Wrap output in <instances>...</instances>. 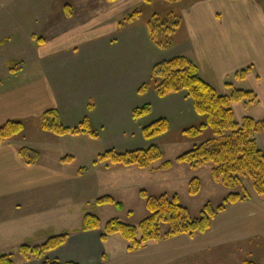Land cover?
<instances>
[{"label":"crops","instance_id":"0c3cea01","mask_svg":"<svg viewBox=\"0 0 264 264\" xmlns=\"http://www.w3.org/2000/svg\"><path fill=\"white\" fill-rule=\"evenodd\" d=\"M120 1L112 2L110 7H102L103 13L87 16L89 21H85L77 32L55 31L51 40L45 37L38 40L32 34L33 49L20 61L18 70H11L15 58L0 54V126L10 120H20L24 125L20 135L0 143V253L9 245L10 239H27L35 233L49 236L44 230L27 231L21 220V210L28 202H31L28 206L30 211H35V203L37 208L40 206L45 183L42 174L37 176L34 172L38 163L29 165L19 153L21 147H30L17 141L26 135V121L33 119L39 123L46 110L55 108L60 112L62 123L68 127L77 126L88 117L95 130L107 124H116L114 131L117 132L118 122L133 117L135 107L160 99L154 89L145 92L139 89L148 82L153 66L170 56L156 55L155 51H160V48L151 41L146 24L142 29L133 26L121 28L120 21L114 17L122 9L115 6ZM213 1L187 3L186 24L193 52V57H188L197 63L202 77L222 95H229L233 88H238L227 83L231 75L238 78L236 74L240 70L251 68L243 79L250 82V87L242 86L240 89L253 90L259 98L258 102L249 106L237 102L233 108L237 120L242 121L245 116L263 120L264 11L261 0H242L244 17H254L242 23L233 17L229 19L231 22L221 20L219 16L222 10L213 9ZM27 7L19 3L12 5L11 9L22 11ZM209 7L211 12L208 11ZM64 8L65 18L74 20V11L71 9L68 12L69 5ZM231 15H234L233 12ZM83 17L81 21L86 19L85 15ZM130 22L134 23L133 20ZM6 32L2 36L4 39L12 34L11 31ZM116 35H120V42ZM36 39L38 41L34 46ZM166 97L170 99L165 102L166 105L173 104L177 111L182 112L185 122L192 117L202 119L184 92ZM161 116L168 120L171 118L167 114ZM38 126L43 129L42 124ZM101 164L104 165L99 162L93 166L94 170L74 176L60 174L57 181L75 179L86 187L89 183L87 177L98 179L100 170L117 167H101ZM249 193L250 199L229 205L216 215L213 225L205 234L193 237L178 235L149 243L133 252H129L126 246L123 252L107 257L105 264H194L205 253H214L216 260L220 254L218 251L226 245L246 241L252 236H264V227L256 225L259 215L264 213V202L254 189ZM82 213L84 216L85 209H82ZM7 232L8 238L5 239L3 235ZM102 232V229H77L70 233L67 242L50 251L47 257L59 258L62 262L101 264L112 236L103 242ZM16 264L41 263L37 259L26 262L21 259Z\"/></svg>","mask_w":264,"mask_h":264},{"label":"rangeland","instance_id":"374dc122","mask_svg":"<svg viewBox=\"0 0 264 264\" xmlns=\"http://www.w3.org/2000/svg\"><path fill=\"white\" fill-rule=\"evenodd\" d=\"M19 3L26 4L28 7L22 11L11 9L12 5ZM187 3L192 4L193 2L192 0L177 2L175 0H151L144 3L143 0L141 2L139 0H122L115 5L122 9L114 17L119 22L134 10H139L132 19L134 23L130 24V20L125 21L121 26L123 29L130 26L142 29L144 24H147V20L149 18L153 19V17L160 22H166L167 26H171L170 23L174 21H179L180 25L171 34V45L166 48L159 47L160 51H155V53L156 55L161 53L170 57L178 54L193 57L189 42L191 36H188L186 24L187 12L185 8L189 5ZM65 5H69L74 11V20L65 18ZM111 5L112 2L107 0H0V54L6 58H15L17 62H20L26 54H29L27 52L33 49L31 45L33 41L32 34H35L37 38L45 37L51 40L55 31L77 32L81 30L79 28L85 21H89L87 16H92L96 12L103 13L102 7L107 8ZM261 6L264 11V0H261ZM243 7L242 0H225L222 2L215 0L212 4L213 9L222 10V15L219 16L221 20L228 21L233 17L238 19L240 23L254 18L253 16L244 17ZM208 11L211 12L210 7ZM232 12L234 15H231ZM83 15L86 16V19L81 21ZM230 20L229 22H231ZM6 31H11L12 34L9 38L4 39L2 36L7 33ZM116 36L120 42V35ZM37 41L36 39L33 43L34 46H36ZM243 79L240 76L235 78L231 75L227 83L238 88L242 86L250 87V82ZM159 98L158 101L146 103L152 105V112L149 116L147 115L138 120H134L132 117L123 119L117 124V132L114 131L116 124H107L102 129L96 130L98 138L84 133L58 135L52 131L39 129L38 124H43L41 122H34L33 119L26 121V135L17 139V141L19 140L30 146L31 148H29L36 152L35 158L38 165L34 172L37 173V176L42 174L43 182H45L39 200L40 206L37 208V203H35V206H33L35 211H30L28 206L31 205V202H28L21 210L23 214L21 220L24 227L27 228L26 230L29 232L33 229H37L38 232L44 230L49 236L59 235L64 231L80 230L81 219H83L82 209H85V213H94L99 216L103 226L111 219H120V221L138 225L149 215L150 211L146 206L147 198L142 196L141 190H145L147 195L152 197L164 193L168 195L177 194L182 205L191 212L193 217L201 216L204 205L208 202L214 207L222 204L231 190L212 180L211 164L193 168L190 164L182 163L181 165L177 163L169 171L154 169L144 171L136 165H117V167L108 171L100 170L98 179H92V176L87 177L86 181H89V183L86 187L83 185L84 183H78L75 179L57 181V176L60 174L74 176L81 173V169L94 170V162L99 153L112 148L122 152L147 148L151 144H155L164 152L163 161L175 160L180 155L214 136V131L211 128L205 129L196 137L188 135L184 132L185 129L199 126L206 118L201 117L202 119L195 120L192 117V119L185 122L182 112L177 111L173 104L166 105L170 99H165L167 97L164 99ZM162 114L171 117L169 120L171 130L153 140H147L142 134V129L144 126L162 118ZM115 133H117V136H115ZM256 139L257 144H259L258 147L264 152V133L258 134ZM160 163L157 162L154 167L159 166ZM104 165L101 164L100 166L104 167ZM193 178L201 180L203 190L199 194L191 196L189 182ZM243 185L244 189L253 190L248 179L244 180ZM104 195L114 196L117 202L122 203L123 208H118L114 204H97L96 200ZM256 225L264 227V213L259 215ZM7 234L8 232L3 235L5 239L8 238ZM49 236L45 237L42 234L35 233L27 239L25 237L18 238V240L10 239L9 245L3 248L1 253H14L15 260L18 262L22 259L18 254V248L21 245L25 243L39 245L47 241ZM127 245L128 243L118 234H113L106 245L102 261L105 263L107 257L123 252ZM218 252L220 254L216 256V260L213 256L214 253H205L201 259L198 257L199 259L194 264H244L245 261L264 264V236H252L251 239L246 241L226 245ZM46 255L48 256V253ZM56 259L62 262L61 259Z\"/></svg>","mask_w":264,"mask_h":264},{"label":"trees","instance_id":"16d2710c","mask_svg":"<svg viewBox=\"0 0 264 264\" xmlns=\"http://www.w3.org/2000/svg\"><path fill=\"white\" fill-rule=\"evenodd\" d=\"M117 2L118 0H107ZM151 0H143L144 3ZM184 1V0H175ZM195 1V0H192ZM71 8L68 9L70 12ZM139 12L134 10L126 18L120 21L122 26L125 21H131ZM151 41L161 48L171 45V34L175 31L179 21H174L171 26L166 22H160L155 17L149 18L146 22ZM42 38H38L40 40ZM21 62H14L11 70H18L17 66ZM251 68L240 70L237 76L245 78ZM154 89L157 95L164 98L174 93L184 92L193 102L195 112L206 118L197 127H189L184 130L190 136H198L205 129L211 128L214 136L203 143L195 146L194 149L180 155L175 160H164V152L155 144L147 148H137L118 152L109 149L98 155L94 165L99 162L105 167L111 165H136L141 169H154L169 171L174 165L185 163L193 168L203 167L211 164L212 180L231 190L224 198V202L214 207L210 202L206 203L203 213L199 217H193L191 212L182 205L177 194L167 193L159 196H148L145 190L141 194L146 199V206L149 215L138 225L123 222L120 219H111L103 226L101 219L94 213H85L81 222L80 230L92 231L102 229L101 239L107 241L108 237L118 234L129 245V252L144 248L149 243L178 236H196L205 234L213 225L212 221L216 215L222 213L227 206L250 199V191L244 189V180L248 179L255 193L264 202V152L258 147L256 136L264 133V119L255 120L245 116L242 121L237 120L233 104L243 102L246 106L258 102V97L253 90L233 88L229 95H222L208 83L201 75L197 63L186 55L178 54L165 60L157 62L150 73L148 82L144 83L139 91L145 92ZM152 105L146 104L135 108L132 111L133 119L138 120L151 114ZM60 112L57 109H48L41 118L42 128L52 131L55 134L63 135L67 133L88 134L98 138V133L92 126L88 117H85L77 126L68 127L62 123ZM9 122V123H8ZM0 126V143L9 141L24 130V125L20 120H10ZM171 130L170 121L167 118H159L155 122L144 126L142 134L147 140L167 133ZM21 157L30 165L36 163V152L28 147L19 149ZM33 156V157H31ZM157 162L160 165L154 167ZM87 169H81L84 173ZM189 193L197 195L203 190L199 178H193L189 182ZM242 188V189H240ZM97 204H114L118 208H123L122 203L117 202L114 196L104 195L96 200ZM167 226V227H166ZM69 231H64L59 235H51L47 241L39 245L25 243L18 248V254L23 260L29 261L37 259L41 264H79L77 262H60L58 259H50L47 253L57 249L70 236ZM104 259V257H103ZM14 253H0V264H16ZM101 264H105L103 261ZM244 264H257L253 261H245Z\"/></svg>","mask_w":264,"mask_h":264}]
</instances>
